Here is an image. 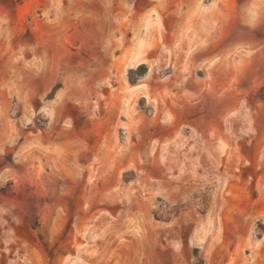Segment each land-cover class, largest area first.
<instances>
[{
	"label": "rangeland",
	"instance_id": "374dc122",
	"mask_svg": "<svg viewBox=\"0 0 264 264\" xmlns=\"http://www.w3.org/2000/svg\"><path fill=\"white\" fill-rule=\"evenodd\" d=\"M0 264H264V0H0Z\"/></svg>",
	"mask_w": 264,
	"mask_h": 264
},
{
	"label": "trees",
	"instance_id": "16d2710c",
	"mask_svg": "<svg viewBox=\"0 0 264 264\" xmlns=\"http://www.w3.org/2000/svg\"><path fill=\"white\" fill-rule=\"evenodd\" d=\"M147 66L145 64L139 65L136 69L129 71V81L131 84H136L139 77L145 75Z\"/></svg>",
	"mask_w": 264,
	"mask_h": 264
}]
</instances>
